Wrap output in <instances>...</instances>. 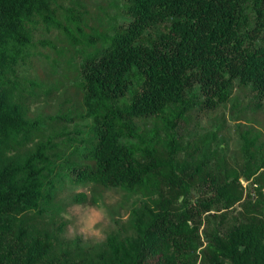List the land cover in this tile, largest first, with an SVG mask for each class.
I'll list each match as a JSON object with an SVG mask.
<instances>
[{
  "label": "trees",
  "instance_id": "1",
  "mask_svg": "<svg viewBox=\"0 0 264 264\" xmlns=\"http://www.w3.org/2000/svg\"><path fill=\"white\" fill-rule=\"evenodd\" d=\"M263 109L264 0H0V264H264ZM67 182L123 228L65 236Z\"/></svg>",
  "mask_w": 264,
  "mask_h": 264
},
{
  "label": "rangeland",
  "instance_id": "2",
  "mask_svg": "<svg viewBox=\"0 0 264 264\" xmlns=\"http://www.w3.org/2000/svg\"><path fill=\"white\" fill-rule=\"evenodd\" d=\"M45 55L46 56L43 57L45 63L44 64L42 63V67L44 66L45 70L47 71V74L51 77L50 80L52 81L55 79L65 77L66 73L64 71V68L61 67L56 68V66L54 67L52 65L51 59L53 53L51 52L50 48L45 49ZM231 105H232L231 103H227L222 108V112L224 113L223 120H225L224 128L229 130L228 132H230V136H233L232 128L236 122V119L234 120L235 111L234 109L230 108ZM52 108H54L52 101L45 102L42 96H39L37 101L33 102L30 105V110L33 113H38L40 111H48ZM219 114L220 111L218 112V114L212 115L211 111H207L205 109L199 108L198 106H195L193 109H191L190 112V117H191V121L189 123L190 126L183 127L181 125L180 129H184V131H186L187 134H189L192 132L191 130L193 129L191 125L194 124L197 131H203L205 126H211V124L213 123V119ZM255 121H256V127L260 129V131L262 132V137L264 139V109L255 116ZM79 191L85 193L84 200L81 202H71L70 199L72 198V195ZM59 200L66 204L64 212L62 213L63 218L66 220L64 234L67 237H73L72 235H70L68 231L71 222L64 215L65 212L72 211L74 206H86L89 207L91 210L95 211L96 206L101 202V200H103V203L107 207L108 212L110 214V224L106 229V233L109 231H116L123 228L124 225L123 223L125 222L128 216V207H129L128 203L130 197H127L122 192V190L115 188L100 190L94 186H91V184L89 183L85 185H81L79 183L72 184L70 182H67L65 185V189L59 194ZM81 241L85 245L96 243V241H93L91 239L89 240L81 239Z\"/></svg>",
  "mask_w": 264,
  "mask_h": 264
},
{
  "label": "clouds",
  "instance_id": "3",
  "mask_svg": "<svg viewBox=\"0 0 264 264\" xmlns=\"http://www.w3.org/2000/svg\"><path fill=\"white\" fill-rule=\"evenodd\" d=\"M64 215L71 222L68 229L70 235L96 242L106 238L110 214L103 200L96 206L95 211L86 206H74L72 211L65 212Z\"/></svg>",
  "mask_w": 264,
  "mask_h": 264
}]
</instances>
